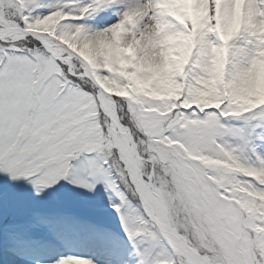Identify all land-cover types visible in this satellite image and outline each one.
<instances>
[{
  "label": "snow or ice",
  "instance_id": "1",
  "mask_svg": "<svg viewBox=\"0 0 264 264\" xmlns=\"http://www.w3.org/2000/svg\"><path fill=\"white\" fill-rule=\"evenodd\" d=\"M0 264H264V0H0Z\"/></svg>",
  "mask_w": 264,
  "mask_h": 264
},
{
  "label": "clouds",
  "instance_id": "2",
  "mask_svg": "<svg viewBox=\"0 0 264 264\" xmlns=\"http://www.w3.org/2000/svg\"><path fill=\"white\" fill-rule=\"evenodd\" d=\"M69 44L70 46L75 49L76 44H75V36L71 37L69 40ZM80 52L82 55H85L87 57H91L93 55V53L89 50V48L87 46H84L83 48L80 49Z\"/></svg>",
  "mask_w": 264,
  "mask_h": 264
},
{
  "label": "bare ground",
  "instance_id": "3",
  "mask_svg": "<svg viewBox=\"0 0 264 264\" xmlns=\"http://www.w3.org/2000/svg\"><path fill=\"white\" fill-rule=\"evenodd\" d=\"M72 254H80V255H90L91 252L86 244H83L75 249H70Z\"/></svg>",
  "mask_w": 264,
  "mask_h": 264
}]
</instances>
